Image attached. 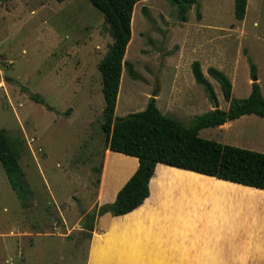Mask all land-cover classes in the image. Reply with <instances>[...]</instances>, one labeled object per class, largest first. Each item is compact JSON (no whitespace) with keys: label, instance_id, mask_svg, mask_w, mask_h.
I'll return each mask as SVG.
<instances>
[{"label":"rangeland","instance_id":"obj_1","mask_svg":"<svg viewBox=\"0 0 264 264\" xmlns=\"http://www.w3.org/2000/svg\"><path fill=\"white\" fill-rule=\"evenodd\" d=\"M187 15L188 21L180 20L171 0L136 4L125 60L140 77L123 72L116 115L144 110L159 87L162 105L173 86H185L196 103L181 118L168 116L193 125L196 116L215 106L195 80V60L205 73L207 66L223 70L233 83V97L243 99L253 79L250 56L264 89V0H250L244 20L235 17L234 0H199ZM112 42L104 14L89 0H0V129L23 140L20 163L31 192L21 202L0 161V264H166L142 240L145 229H135L136 215L104 218L101 224L100 217L87 216L114 203L116 190L136 165L112 151L106 158L98 64ZM208 75L225 110L229 102L221 85ZM25 88L39 93L44 103L34 101ZM231 122L199 134L264 153L262 117L245 115ZM104 166L108 188L99 197ZM161 170L152 181L154 191L158 179L178 191L194 181L215 179L170 166Z\"/></svg>","mask_w":264,"mask_h":264},{"label":"trees","instance_id":"obj_2","mask_svg":"<svg viewBox=\"0 0 264 264\" xmlns=\"http://www.w3.org/2000/svg\"><path fill=\"white\" fill-rule=\"evenodd\" d=\"M89 1L104 14L113 38L98 64L103 78V129L107 146L113 153H123L139 160L138 169L119 190L114 203L101 206L94 216L87 215L89 220L105 213L125 215L138 208L150 195V181L155 178L152 177L158 164L264 189V153L206 139L199 134L203 128L217 127L243 115L254 114L264 118V96L259 82L255 80L252 83V91L248 97L236 99L233 97L231 79L222 70L210 66L208 73L220 83L224 97L230 103L227 110L221 109L212 82L206 77L200 61L195 60L192 63L194 77L215 103L213 110L196 116L193 125L187 127L181 121L163 114L157 107L155 98L150 97L146 109L120 117L116 115V106L123 70L135 80L140 77L134 64L125 60V57L133 37L134 8L142 0ZM198 2L199 0H171L178 8L180 20L185 22L189 19L188 11ZM247 3L248 0H235V17L238 20L245 18ZM143 11L148 13L146 7ZM198 17H201L200 13ZM247 59L251 76H257L256 64L250 56ZM25 92L34 101L44 103L39 93H32L29 88H25ZM22 149L21 137H13L5 129H0V161L18 199L26 203L31 192L20 163ZM142 207L130 216L137 215ZM88 226L90 230H94L93 223Z\"/></svg>","mask_w":264,"mask_h":264},{"label":"crops","instance_id":"obj_3","mask_svg":"<svg viewBox=\"0 0 264 264\" xmlns=\"http://www.w3.org/2000/svg\"><path fill=\"white\" fill-rule=\"evenodd\" d=\"M248 4L250 0H248L247 8ZM253 24H258L256 19H253ZM209 67L207 66V69ZM123 72L127 71L124 69ZM178 75L179 72H176L174 83ZM205 75L209 79L207 72ZM254 81L252 77L249 79L247 97L252 91ZM257 81H260L259 76ZM173 88V93L163 101L162 105L163 92L160 87L153 93V97L163 114L181 118L182 113L188 111L187 108H191L196 100L189 91H186L185 86L183 88L173 86ZM261 90L264 96V89L261 88ZM229 106L230 103L225 110ZM210 107V111L215 108V106ZM231 121L219 127L227 128L231 125ZM109 151L111 150L107 149L106 158ZM115 153L131 157L129 159H133L136 163L133 172L116 190L117 195L138 169L139 160L137 157ZM167 167L168 165L158 164L152 178L157 177L158 169L161 168L162 173ZM104 175L105 166L99 197H105L104 189L108 188ZM210 177L215 179L194 181L187 184L183 191L173 190L171 186L159 179L154 182L156 188L154 191L151 178L150 195L144 203L125 215L115 216L105 213L98 216L99 224L104 218L124 219L149 201L146 210L136 215L134 226L135 229L140 227L145 229L141 232L142 240L147 242L154 251L160 253L166 264H264V189ZM171 194L175 197L171 198ZM178 199L181 200L178 201ZM172 200L176 202L173 203Z\"/></svg>","mask_w":264,"mask_h":264},{"label":"water","instance_id":"obj_4","mask_svg":"<svg viewBox=\"0 0 264 264\" xmlns=\"http://www.w3.org/2000/svg\"><path fill=\"white\" fill-rule=\"evenodd\" d=\"M253 80H257V76H254V77H253Z\"/></svg>","mask_w":264,"mask_h":264}]
</instances>
